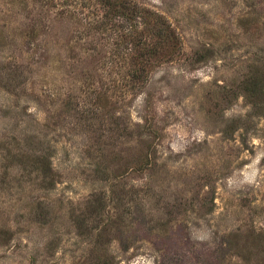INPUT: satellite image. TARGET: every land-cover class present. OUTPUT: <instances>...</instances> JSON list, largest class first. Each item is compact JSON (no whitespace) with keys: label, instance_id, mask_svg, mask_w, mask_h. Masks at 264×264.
I'll return each mask as SVG.
<instances>
[{"label":"rangeland","instance_id":"rangeland-1","mask_svg":"<svg viewBox=\"0 0 264 264\" xmlns=\"http://www.w3.org/2000/svg\"><path fill=\"white\" fill-rule=\"evenodd\" d=\"M133 1L179 39L140 88L120 17L0 0V264H264V0Z\"/></svg>","mask_w":264,"mask_h":264},{"label":"trees","instance_id":"trees-1","mask_svg":"<svg viewBox=\"0 0 264 264\" xmlns=\"http://www.w3.org/2000/svg\"><path fill=\"white\" fill-rule=\"evenodd\" d=\"M88 4L103 11L102 16H99L96 22L101 21L103 23L120 17L123 25L129 23V32L122 35L123 40L121 42H131L129 48L130 63L132 65L130 77L132 81L138 82L134 84L136 88H140L148 80L149 73L153 71L158 63L157 57L161 51H170L167 53L172 54L179 47V39L168 21L162 15L141 7L133 0H88ZM147 31L151 34H148ZM122 61L127 63L126 58ZM242 87L251 99L256 95H264V71H258L247 77ZM140 128L143 147L138 155V163L133 166L137 170L150 162V156L155 149L153 142L149 137L147 138L152 133H156L153 130V125L146 120V123L140 125ZM38 160L41 163L39 168L43 170L45 179L53 173L51 155H42ZM52 181L55 184V180ZM98 200L102 201V197Z\"/></svg>","mask_w":264,"mask_h":264}]
</instances>
